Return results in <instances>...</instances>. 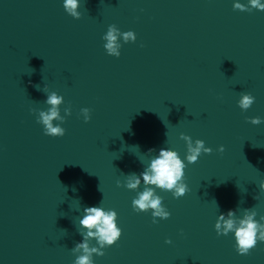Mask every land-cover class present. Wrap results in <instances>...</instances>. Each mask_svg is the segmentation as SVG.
I'll return each instance as SVG.
<instances>
[{"label":"clouds","instance_id":"clouds-1","mask_svg":"<svg viewBox=\"0 0 264 264\" xmlns=\"http://www.w3.org/2000/svg\"><path fill=\"white\" fill-rule=\"evenodd\" d=\"M63 8L74 19L79 20L81 18L80 0H63ZM233 8L247 12H251L253 9L264 11V3L261 0H248L247 4L235 2ZM121 38L124 43H135L137 39L135 32H121L116 25H109L106 34L102 37L106 42L103 47L109 56L120 57ZM35 87L37 90H41L39 85H35ZM42 91L47 93L45 103L49 107L47 110L38 111L36 122L43 126L44 135L53 138L63 137L66 134V129L61 125L65 123L66 117L72 115L71 105L69 104L64 108V115L62 116L61 106L64 104V97L55 91L49 92L46 86L43 87ZM254 102L255 97L253 95L241 93L238 106L242 111H247ZM30 111L37 112L36 109ZM80 114L85 123L90 121L91 110L89 108H82ZM248 122L252 125H260L264 121L255 117L248 119ZM180 139L186 143L187 154L185 159L188 164L198 162L202 154H211L213 151L212 148L206 147L205 142L201 139L193 141L190 136L184 133L180 134ZM154 151V149H149V153ZM218 151L223 153L225 149L220 146ZM186 167L187 165L177 151L161 148L158 155L150 159L148 166L139 175L136 173L125 175V182L121 184V181L117 180V186L136 191L143 181L144 188L142 191H138L136 198L132 200V208L136 213L151 211L152 223L155 224L158 222L157 218L166 220L171 215L163 204V198L156 194V189L171 192L173 198L176 199L185 196L189 191L188 185L184 182ZM259 188L264 191V181L259 184ZM83 213L77 229L83 239L82 242L76 243L71 251L76 257L74 264H94L93 256H104L103 249L116 245L122 236V229L118 226V214L114 210L92 206L84 207ZM256 216L257 212L254 208L244 209L242 218L236 216V211L229 210L226 214H219L214 228L218 236H227L229 233H233L236 252L239 255L247 256L257 246L258 242H264V216H261L259 221ZM93 240L98 246L91 245ZM165 243L171 244L172 241L167 239Z\"/></svg>","mask_w":264,"mask_h":264}]
</instances>
